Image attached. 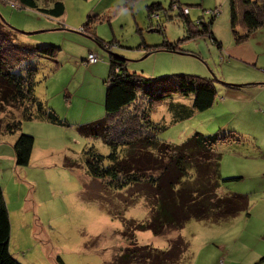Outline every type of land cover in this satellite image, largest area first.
I'll use <instances>...</instances> for the list:
<instances>
[{"label": "rangeland", "instance_id": "rangeland-1", "mask_svg": "<svg viewBox=\"0 0 264 264\" xmlns=\"http://www.w3.org/2000/svg\"><path fill=\"white\" fill-rule=\"evenodd\" d=\"M62 1L66 13L61 19H54L31 10L16 9L0 0V20L22 32H40L23 36L33 47L59 48L55 61L37 59L39 83L35 94L69 124L62 127L23 121L21 132L32 135L35 146L30 164L22 168L16 166L13 150L20 133L0 132V185L10 206L11 253L22 264H58L59 256L65 264H112L127 247L126 241L133 232L139 246L152 245L159 250L167 249L174 238L171 234L156 237L150 231L136 232L137 225L148 219L147 202H134L126 192L106 191L101 182L87 173L84 159L87 148L94 146L103 155L110 152L102 140L84 138L79 131L105 116L104 81L109 72V53L80 32L89 16L95 20L99 16L95 22L97 36L106 43L119 42L113 52L128 60L131 72L149 77L186 74L218 80L217 104L172 126L160 139L181 145L195 132L208 135L220 127L236 131L241 138L240 143L220 148L224 153L223 178L243 177L240 182L226 184L220 194L254 196L252 216L240 215L220 223L189 222L180 233L189 245L181 264H247L245 261L250 255L245 257V254L253 246L264 251V245L258 241L264 213H257L262 199L256 190L264 180V153L258 141L264 130V91L249 101L240 98V92L246 96L243 90L253 87L238 91L226 85L242 87L264 83V62L256 66L233 59L230 54L226 56L224 50L235 51L245 46L235 43L229 0H180L189 6L194 23L201 17L209 21L207 12L218 10L213 33L221 41L222 49L209 38L197 37L180 43L182 53L158 51L147 57L140 47L143 41L155 46L165 40L178 42L186 35L179 11L168 9L171 0H134L131 8L125 6L126 0ZM156 1L167 10L160 21L150 20L147 14V6ZM159 25H163L165 33L151 30ZM90 52L98 56L95 65L84 61ZM188 99L176 97L175 101L187 104ZM19 114L18 110L9 108L0 118L8 121ZM170 117L164 105L153 115V120L169 123ZM260 168L262 173L257 177Z\"/></svg>", "mask_w": 264, "mask_h": 264}, {"label": "trees", "instance_id": "trees-1", "mask_svg": "<svg viewBox=\"0 0 264 264\" xmlns=\"http://www.w3.org/2000/svg\"><path fill=\"white\" fill-rule=\"evenodd\" d=\"M1 1L16 9L31 10L54 19H61L66 13L62 0ZM133 1L126 0L125 6L131 8ZM188 7L179 0L170 1L168 9L179 11V17L186 26V35L178 42L165 40L155 46L143 41L140 47L144 48L146 57L158 51L182 53L180 43L197 37L209 38L222 49L221 41L213 33L218 10L207 12L209 21L201 17L194 23ZM186 9L187 14L184 13ZM166 13L161 2L147 6L150 20L160 21L161 15ZM229 18L235 43L245 44L264 27V0H229ZM93 19L89 16L80 32L109 53V72L104 81L105 116L82 126L79 131L84 138L102 140L110 152L103 155L94 146L87 148L84 151L87 173L101 182L106 191L126 192L134 202H147L148 219L137 225L136 232L150 231L156 237L174 236L167 249L159 250L152 245L139 246L133 232L128 238L130 240L126 241L127 247L112 264H181L189 245L180 233L189 222L220 223L240 215L252 216L250 210L254 196L220 194L221 189H226V184L240 182L243 178L238 175L223 178L221 162L224 153L220 148L240 143L241 138L236 131L220 127L213 134L195 132L181 145L160 139V135L172 126L209 111L217 104L218 80L186 74L149 77L144 73L131 72L128 60L113 52L114 46L119 47V42L106 43L99 38L95 32L96 20ZM151 30L165 33L163 25ZM23 36L32 35L0 20V115L9 108L20 112L18 117L8 121L0 118V132L10 135L20 133L13 145L15 163L19 168L30 164L35 146V138L21 132L23 121L69 126L67 120L61 119L35 94L39 83L37 59L55 61L59 48L53 45L36 48ZM91 56L96 57L95 63L90 61ZM84 61L95 65L98 56L90 52ZM226 86L239 91L246 86L259 85L247 84L241 88ZM176 97L189 98V103L176 102ZM164 105L171 116L169 123L165 120L155 122L153 115ZM10 238V206H7L0 185V264H22L10 251ZM57 263L65 264L60 256Z\"/></svg>", "mask_w": 264, "mask_h": 264}, {"label": "crops", "instance_id": "crops-1", "mask_svg": "<svg viewBox=\"0 0 264 264\" xmlns=\"http://www.w3.org/2000/svg\"><path fill=\"white\" fill-rule=\"evenodd\" d=\"M179 2L181 3L180 0ZM224 52L226 56H228L227 54H230V57L233 59L237 58L248 64H253V65L258 66L261 61L264 62V27L259 29L257 32H255L251 36L250 41L245 43V46L241 48H236L235 51H228V50L225 51L224 50ZM262 67L264 68V65H262ZM258 85L259 86L243 90V93L246 94V96L243 95L242 92H240L241 93L240 98H242L243 100L248 99L249 101H251L252 98L257 97L258 94L264 91V83H258ZM227 94L232 98L235 97L234 95L228 92ZM258 141L260 142V146H261L260 151L264 153V130H262V132L258 136ZM261 169L262 168H260V170L258 171L257 177L261 176V173H262ZM262 181L263 182L261 183V186L256 187L257 196L261 197L260 199H262L260 206H258L259 209L257 213H264V180ZM252 194L254 195V193ZM255 225L257 226L258 224H255ZM261 230L263 231V233ZM258 232H259L258 241L262 245H264V226L262 227V229L261 227H259ZM249 255H250V258L247 261H245L247 262V264H260L264 262V251H262L260 247L253 246L250 250L246 252L245 257Z\"/></svg>", "mask_w": 264, "mask_h": 264}, {"label": "built area", "instance_id": "built-area-1", "mask_svg": "<svg viewBox=\"0 0 264 264\" xmlns=\"http://www.w3.org/2000/svg\"><path fill=\"white\" fill-rule=\"evenodd\" d=\"M184 13L187 14V13H188V10H187V9L184 10ZM90 61H91L92 63H95V62H96V57H95V56H91V57H90Z\"/></svg>", "mask_w": 264, "mask_h": 264}, {"label": "water", "instance_id": "water-1", "mask_svg": "<svg viewBox=\"0 0 264 264\" xmlns=\"http://www.w3.org/2000/svg\"><path fill=\"white\" fill-rule=\"evenodd\" d=\"M33 34H37V32L36 33H31V35H33ZM238 87H241V86H238Z\"/></svg>", "mask_w": 264, "mask_h": 264}]
</instances>
